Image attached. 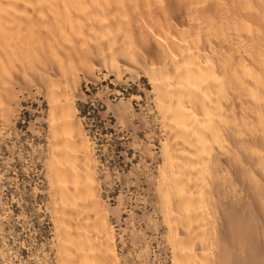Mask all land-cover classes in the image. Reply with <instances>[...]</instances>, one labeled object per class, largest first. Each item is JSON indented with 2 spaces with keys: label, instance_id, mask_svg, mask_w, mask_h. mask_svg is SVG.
I'll list each match as a JSON object with an SVG mask.
<instances>
[{
  "label": "bare ground",
  "instance_id": "obj_1",
  "mask_svg": "<svg viewBox=\"0 0 264 264\" xmlns=\"http://www.w3.org/2000/svg\"><path fill=\"white\" fill-rule=\"evenodd\" d=\"M96 71L127 88L119 127L160 131L147 192L170 263L264 264V0H0V142L35 104L56 264L126 263L76 108Z\"/></svg>",
  "mask_w": 264,
  "mask_h": 264
},
{
  "label": "rangeland",
  "instance_id": "obj_2",
  "mask_svg": "<svg viewBox=\"0 0 264 264\" xmlns=\"http://www.w3.org/2000/svg\"><path fill=\"white\" fill-rule=\"evenodd\" d=\"M104 74L103 71L95 72V78L100 82L97 84L82 80L80 93L83 94L76 108L83 136L95 158V172L98 186H101L99 196L110 213L106 216L113 227L118 258L122 263L126 261L124 264H171L169 249L163 241L166 234L161 216L155 200L147 192V182L156 178L158 160L154 163V159L161 139L160 131L145 112L138 110L136 102L132 103L135 113H140L143 120L147 116L146 121L138 123L134 119L132 123L137 127L133 124L128 130L116 124L114 113L107 110V101L113 102L115 91L127 88H114ZM134 90L126 93L125 100L137 94L143 97ZM143 103L141 101L140 105ZM27 106L37 109L35 104L23 102L16 116L17 124L5 130V138L0 142V264H56L55 231L43 166L46 127L34 123L40 114L32 113ZM30 125H34L35 131L39 130L40 137L29 132ZM147 144L155 156L150 155V151L147 153ZM153 207L155 211H152ZM153 212H157V216Z\"/></svg>",
  "mask_w": 264,
  "mask_h": 264
}]
</instances>
